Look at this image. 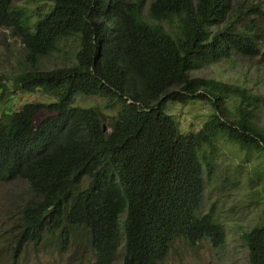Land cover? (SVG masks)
<instances>
[{
	"label": "trees",
	"instance_id": "trees-1",
	"mask_svg": "<svg viewBox=\"0 0 264 264\" xmlns=\"http://www.w3.org/2000/svg\"><path fill=\"white\" fill-rule=\"evenodd\" d=\"M15 1L0 0V30L19 40L24 62L9 83L48 100L0 116V184L21 180L30 192L0 232L8 263L45 235L66 249L74 229L91 264L117 253L120 264H160L180 239L222 247L215 208L199 211L205 180L219 144L264 157V95L189 74L234 57L264 61V0H51L34 20ZM67 41L68 65L38 68ZM78 96L115 112L75 105ZM194 101L212 113L183 134L165 106ZM240 238L248 263L264 264V222Z\"/></svg>",
	"mask_w": 264,
	"mask_h": 264
},
{
	"label": "rangeland",
	"instance_id": "rangeland-1",
	"mask_svg": "<svg viewBox=\"0 0 264 264\" xmlns=\"http://www.w3.org/2000/svg\"><path fill=\"white\" fill-rule=\"evenodd\" d=\"M15 4L27 10L34 20L43 15L42 13L50 6L51 0H16ZM73 49L72 41L65 42V47H62L60 52L42 60L38 68L50 70L68 65L69 61L66 62V59L70 60ZM21 51L22 45L19 40L11 38L8 30H0V82L8 85L7 94L0 100V116L4 112L19 110L26 103L48 100L40 92L22 93L14 91L10 85L9 77L18 73L23 67ZM189 76L243 85L255 94L264 95V61L260 57L252 59L234 57L228 62L214 63L191 72ZM75 105L96 106L107 115L115 112L106 108L107 99L99 97L78 96ZM165 112L174 118L179 131L187 134L198 131L212 113V109L199 101L186 105L168 102ZM43 115L45 114L40 113L36 121ZM260 118L264 120V113L260 114ZM86 184L87 178L83 186ZM28 199L30 192L26 182L18 180L0 184V232L13 223L19 208ZM212 206L215 208L218 222L225 228V244L220 248H213L206 240H202L197 246H189L180 239L175 241L168 256L160 264H249L247 248L240 236L253 226L264 222V157L257 154L247 155L230 145L219 144L214 152L213 173L205 180L199 211L205 213ZM121 256L117 253L114 264H120ZM92 262L93 251L89 242L80 229H74L66 249L61 250L56 235H45L41 243L29 244L15 264H91ZM0 264H9L8 256L4 251H0Z\"/></svg>",
	"mask_w": 264,
	"mask_h": 264
},
{
	"label": "water",
	"instance_id": "water-1",
	"mask_svg": "<svg viewBox=\"0 0 264 264\" xmlns=\"http://www.w3.org/2000/svg\"><path fill=\"white\" fill-rule=\"evenodd\" d=\"M103 130L106 131V126L105 125H103Z\"/></svg>",
	"mask_w": 264,
	"mask_h": 264
}]
</instances>
